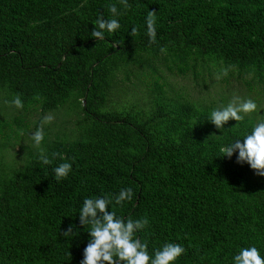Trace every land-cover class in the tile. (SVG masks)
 I'll return each mask as SVG.
<instances>
[{
	"label": "trees",
	"instance_id": "16d2710c",
	"mask_svg": "<svg viewBox=\"0 0 264 264\" xmlns=\"http://www.w3.org/2000/svg\"><path fill=\"white\" fill-rule=\"evenodd\" d=\"M113 3L123 13L121 27L95 40L93 23L101 12L112 18ZM127 5L125 10L120 0H0V96L19 95L24 104L0 123L1 130L17 126L19 138L29 132L33 111L58 118L63 108L79 109L62 137L48 130L57 118L44 127L49 165L39 161L35 148L27 159L21 146L13 155L17 168L0 159V264H79L87 234L78 228L80 236L69 240L60 230L75 219L83 198L129 187L133 199L115 210L122 218L149 220L137 235L150 251L179 243L185 252L177 264H229L238 247L252 244L264 255V177L237 165L235 156L216 157L217 144L234 134L235 121L220 139L210 136L221 134L208 120L211 110L231 96L221 90L218 99L191 98L155 67L160 62L170 73L190 75L197 86H206V74L212 80L227 69L220 80L241 82L242 98L262 108L264 0ZM149 10L156 16L154 43L144 23ZM120 74L125 83L137 80L132 91L142 81L145 93L142 100L123 103L124 110L111 103ZM255 118L246 117L240 130ZM62 162L72 170L57 182L53 168Z\"/></svg>",
	"mask_w": 264,
	"mask_h": 264
},
{
	"label": "clouds",
	"instance_id": "9594fccd",
	"mask_svg": "<svg viewBox=\"0 0 264 264\" xmlns=\"http://www.w3.org/2000/svg\"><path fill=\"white\" fill-rule=\"evenodd\" d=\"M125 10L128 8L127 0H120ZM112 18L106 19L103 12L99 13L93 23L91 37L95 40H104L106 34L112 35L121 27L119 17L123 13L116 4L108 7ZM146 35L150 42L156 41V16L154 11H148L145 17ZM136 27L131 28V33L136 34ZM164 51V49H161ZM228 70L222 69L217 74V79L227 76ZM11 106L19 110L24 107L19 95L13 97L9 102ZM255 114L254 121L249 120L243 130L241 125L246 117ZM51 117L42 118L41 125L30 134L32 146L38 151V159L43 165L51 163L44 149L41 147L44 141V125H47ZM209 122L221 134H212L220 139L222 130L226 128L229 121H235L231 128L235 129L232 136L226 137L216 147V157L232 160L237 165H247L253 174L264 177V114L258 111L257 101L251 97L242 98L238 95L232 96L225 104L211 110ZM72 170L69 162L59 163L53 168L57 182L66 179ZM133 190L121 188L118 194L93 195L83 198L75 219L60 230L63 238L73 240L80 236L77 229L87 234L86 243L82 250V258L79 264H177L185 249L179 243L164 242L151 251L147 241L142 240L137 233L143 231L149 224L146 217L134 219L117 215L116 207L122 206L125 201L133 199ZM73 220L78 223L72 222ZM87 231H84V229ZM229 264H264V255L256 245L241 246L231 254Z\"/></svg>",
	"mask_w": 264,
	"mask_h": 264
},
{
	"label": "rangeland",
	"instance_id": "374dc122",
	"mask_svg": "<svg viewBox=\"0 0 264 264\" xmlns=\"http://www.w3.org/2000/svg\"><path fill=\"white\" fill-rule=\"evenodd\" d=\"M155 67L158 69V74L162 75L163 78H165L166 82L169 83L171 86L177 88V89H187V92L190 94L191 98H206L207 100L211 99H218L219 93L222 92L221 90H227L226 93H228V96L232 98L234 95H238L242 97V94L245 93V86L241 84V82L236 81L235 79L230 80V84L227 85L226 83L222 82L219 79H217V75L212 76V80L209 79L208 74L205 75L206 80V86H197L196 80L189 75L187 77L179 76L177 74H173L167 71V69H163V66L160 62L155 63ZM137 82V80L132 79ZM116 87L113 89L112 99L111 103L115 106L119 105V110H124L123 103L128 105L129 101H134L135 98L139 100L141 97V94L143 93V85L142 81L141 83H138L137 88H134L132 91V86H134V81L132 84L130 82L125 83L124 77L122 74L118 76ZM241 84V85H240ZM229 86V87H228ZM124 90L127 91V93L123 92ZM137 90V92H136ZM121 91V93H119ZM123 94V96H121ZM137 94V95H135ZM144 97V96H143ZM143 99V98H142ZM140 99V100H142ZM11 101V98L6 97L5 94H2L0 96V123L3 121H10L15 115L18 114V110L15 109L11 104L9 103ZM122 104V105H120ZM132 105H129L128 108L130 109ZM60 111V110H59ZM258 111L261 112V114H264V104L262 108H258ZM79 109L74 104L69 107L63 108V111L59 117L56 116L51 117V120L48 124L52 123L53 120H55V127L50 125V128L48 130L53 131L56 130L60 132L61 137L63 136V133L68 132V128H70L72 117L78 116ZM53 113V112H52ZM50 117L49 114H43L39 115L37 112H31V115H28L27 122L29 127V132L24 133L17 138L19 134V130L17 126H11L5 130H1L0 127V159L3 165L9 166V169H15L17 167L13 166V155L18 152L19 147L21 146L22 149H25V157L29 159L30 154L29 152L34 149V147L31 144L30 141V134L36 130V125H41L42 118L44 117ZM75 122V120L73 121ZM46 125H44L45 127ZM59 128L61 130H59ZM72 128V127H71ZM68 129V130H66ZM48 130L46 129L44 131V141L41 145L43 148L45 145L50 143V139L47 138L48 136ZM64 131V132H63ZM47 135V136H46ZM23 137L25 139H23ZM23 145H28L26 148H24ZM33 148V149H32ZM23 155V153L20 154V157Z\"/></svg>",
	"mask_w": 264,
	"mask_h": 264
}]
</instances>
